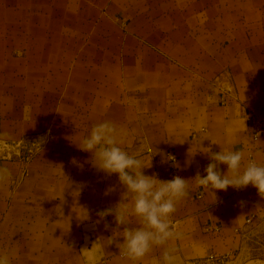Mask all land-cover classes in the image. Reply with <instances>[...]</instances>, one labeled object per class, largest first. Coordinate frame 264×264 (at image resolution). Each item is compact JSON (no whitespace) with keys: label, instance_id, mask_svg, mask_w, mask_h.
<instances>
[{"label":"crops","instance_id":"0c3cea01","mask_svg":"<svg viewBox=\"0 0 264 264\" xmlns=\"http://www.w3.org/2000/svg\"><path fill=\"white\" fill-rule=\"evenodd\" d=\"M250 115L264 121V0H0V136L48 134L26 175L0 159L10 172L0 180V258L164 264L170 250L187 264L232 254L246 218L264 216V197L251 184L214 192L195 177L225 149L245 153L242 168L249 153L264 164ZM104 121L144 175L188 180L170 216L178 237L138 261L118 247L125 227L141 226L135 216L116 223L126 188L78 147Z\"/></svg>","mask_w":264,"mask_h":264},{"label":"clouds","instance_id":"9594fccd","mask_svg":"<svg viewBox=\"0 0 264 264\" xmlns=\"http://www.w3.org/2000/svg\"><path fill=\"white\" fill-rule=\"evenodd\" d=\"M122 143L116 126L104 121L92 126L89 134L78 146L82 151L93 155V163L99 169L118 174L120 183L126 188L123 202L114 209L118 225L130 223L129 217L135 216L140 227L123 230V243L119 244L120 252L132 261L142 259L153 245L166 244L178 237L174 231L170 216L176 211V204L189 195L188 180L179 176L172 180L161 181L143 174V162L135 155H129L119 145ZM205 153L210 152L206 148ZM245 153L243 151L221 150L211 154L212 163L205 169L206 176L195 177L197 184L205 189L226 190L229 186L243 188L251 184L264 197V164L249 160L242 168ZM217 164L227 165V173L221 175ZM10 172L0 169V180L7 179ZM130 199V203L125 201ZM109 209L99 213L101 217L112 214ZM164 264H173L170 250L163 255ZM0 264H10L7 256L0 258Z\"/></svg>","mask_w":264,"mask_h":264},{"label":"built area","instance_id":"2783aa9c","mask_svg":"<svg viewBox=\"0 0 264 264\" xmlns=\"http://www.w3.org/2000/svg\"><path fill=\"white\" fill-rule=\"evenodd\" d=\"M230 91L229 82L224 85L221 84L223 96H227ZM225 96L222 99L223 101ZM248 122L253 138H257L264 133V121L254 115H250ZM47 141L48 134L45 133L32 134L14 140H6L0 136V159L16 161L20 167V174L24 176L29 171L28 165L30 161L45 147ZM248 156L249 160H253L251 153ZM169 158L172 161L175 160V156L171 153H169ZM255 218V215H250L246 218L245 224L251 223Z\"/></svg>","mask_w":264,"mask_h":264},{"label":"rangeland","instance_id":"374dc122","mask_svg":"<svg viewBox=\"0 0 264 264\" xmlns=\"http://www.w3.org/2000/svg\"><path fill=\"white\" fill-rule=\"evenodd\" d=\"M187 264H264V216L245 224L232 254Z\"/></svg>","mask_w":264,"mask_h":264}]
</instances>
